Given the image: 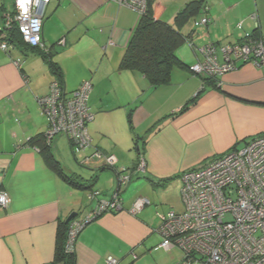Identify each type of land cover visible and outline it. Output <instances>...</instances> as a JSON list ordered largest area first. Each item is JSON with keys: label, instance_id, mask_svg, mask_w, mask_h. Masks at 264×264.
Segmentation results:
<instances>
[{"label": "crops", "instance_id": "crops-1", "mask_svg": "<svg viewBox=\"0 0 264 264\" xmlns=\"http://www.w3.org/2000/svg\"><path fill=\"white\" fill-rule=\"evenodd\" d=\"M155 1L154 17L171 24L191 0L173 6ZM207 15V25L180 31L190 34L194 46L215 44L220 59L222 46L240 43L255 30L264 36V0H211ZM138 20L135 10L105 0H51L46 9L43 41L61 68L65 91L83 80L92 84V146L84 153L89 164L80 163L84 169L76 173L62 153L67 138L58 134L51 139L52 153L68 174L86 183L95 178L87 189L70 185L28 143L47 130L37 98L49 91L54 75L37 51L0 48V190L10 196L9 206L0 207V264H50L58 221L72 212L75 220L83 219L97 201L115 192L122 209L82 227L76 264H105L107 255L118 264H184L180 248L155 249L162 242L160 217L183 210L176 208L181 174L264 134L263 65L239 63L215 85L189 69L202 56L184 43L176 53L187 68H174L168 84L152 88L139 72L119 68ZM95 152L113 155L116 168L130 169L124 188L116 189L114 169ZM139 159L144 160L143 173L134 169ZM166 178L165 185H154ZM91 190L99 194L89 201ZM138 197L149 204L133 214Z\"/></svg>", "mask_w": 264, "mask_h": 264}, {"label": "built area", "instance_id": "built-area-1", "mask_svg": "<svg viewBox=\"0 0 264 264\" xmlns=\"http://www.w3.org/2000/svg\"><path fill=\"white\" fill-rule=\"evenodd\" d=\"M51 0H0L4 9L0 12V48L11 46L4 40L6 31L16 28L22 39L31 46L46 49L43 41V25L46 9ZM118 6L135 10L141 15L148 0H105ZM208 10V8H205ZM207 12L194 19V26L207 25ZM63 44L64 40L58 41ZM110 44H113L110 41ZM202 59L190 66L195 74L220 78L247 61L264 66L262 38H246L237 44L220 48L213 43L194 46ZM19 64V60L16 61ZM219 80V79H218ZM92 88L89 80H83L76 89L66 92L57 81L50 83L49 91L37 98L40 113L47 122L45 135L52 139L63 134L73 148L85 151L92 146L88 123L93 114L88 106ZM104 164L114 169L119 188L130 181L129 168H116L113 155L95 152ZM82 164H89L90 156H83ZM135 171L144 172V160L139 159ZM180 194L182 211L169 210L160 217L157 231L162 242L155 248L178 247L184 251V264H264V134L254 136L240 147L217 155L206 163L184 171L181 176ZM99 194L92 191L90 199ZM121 198L115 192L109 200H99L81 220L72 219L68 231L67 246L75 248L78 232L98 215L122 209ZM10 204V196L0 190V207ZM149 200L138 197L131 213L136 214ZM133 257L136 256L133 254ZM105 264H118L112 256L105 257Z\"/></svg>", "mask_w": 264, "mask_h": 264}, {"label": "trees", "instance_id": "trees-1", "mask_svg": "<svg viewBox=\"0 0 264 264\" xmlns=\"http://www.w3.org/2000/svg\"><path fill=\"white\" fill-rule=\"evenodd\" d=\"M153 3L154 0H148L145 12L139 15V20L120 60L119 68L139 72L148 80L150 87L156 88L170 82L174 68H187L177 56L176 51L184 43L191 42L190 34H183L180 29L190 18L199 16L204 13V10L205 12L208 10L205 9L207 6L203 0L188 1L175 14L173 22L170 24L154 17ZM4 7V4L0 6V12ZM248 37L261 38L256 30ZM4 40L11 47H17L22 51H37L49 71L54 75L52 82L57 81L64 88L61 68L54 59V53L48 47L44 50L39 46L27 44L16 28L6 31ZM202 77L205 82L210 81L215 85L219 79L208 75ZM28 143L37 147L47 166L73 187L87 189L94 184L95 178L92 179V182L86 183L80 181L78 176L70 175L65 171L64 166L52 153L51 139L46 137L45 132L31 137ZM70 145L73 149L71 143ZM73 154H76L74 150ZM168 180L169 178L160 179L154 185L163 186ZM69 228L70 222L58 221L55 231L54 254L50 264H76L75 248L71 250L67 246Z\"/></svg>", "mask_w": 264, "mask_h": 264}, {"label": "rangeland", "instance_id": "rangeland-1", "mask_svg": "<svg viewBox=\"0 0 264 264\" xmlns=\"http://www.w3.org/2000/svg\"><path fill=\"white\" fill-rule=\"evenodd\" d=\"M155 1V0H154ZM160 1V0H158ZM183 1H187V0H168V6H173V5H178V3H184ZM157 2V1H155ZM205 3L207 4V8H210L211 6V0H205ZM167 4V2H166ZM197 18L196 17H192L190 18L184 25L183 27H191L193 28L194 27V19ZM201 26H205V25H201ZM181 27V28H183ZM200 26L196 27L195 30H198ZM59 137V136H58ZM61 149H63L64 152L63 155L65 154V159L66 161L69 163V166L67 167H71L73 169V171H76V173L79 171V170H83L84 167L80 164L81 163V159L82 157L84 156V153L85 151H81V150H78V149H71V147L69 146V143L66 139L65 143L63 142V145L61 146ZM73 150L75 151V155L73 154ZM78 158V161L76 159ZM65 165V164H64ZM178 189V188H177ZM93 191V190H91ZM90 191V192H91ZM82 192H85L84 190H82ZM179 196V195H178ZM181 197V196H180ZM175 199V196L173 197ZM88 200L90 201V198H88ZM89 204V203H88ZM183 206V203L181 201V198L180 200H178V206L176 207L178 210L181 209Z\"/></svg>", "mask_w": 264, "mask_h": 264}, {"label": "water", "instance_id": "water-1", "mask_svg": "<svg viewBox=\"0 0 264 264\" xmlns=\"http://www.w3.org/2000/svg\"><path fill=\"white\" fill-rule=\"evenodd\" d=\"M262 41H263V44H264V36L262 37ZM117 190H119V186L117 184ZM76 213L75 212H72L66 219H65V222L68 223L70 222L74 217H75Z\"/></svg>", "mask_w": 264, "mask_h": 264}]
</instances>
